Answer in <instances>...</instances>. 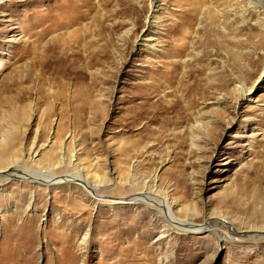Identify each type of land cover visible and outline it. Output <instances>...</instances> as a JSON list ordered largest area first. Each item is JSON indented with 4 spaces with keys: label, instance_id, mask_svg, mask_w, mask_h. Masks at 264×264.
Segmentation results:
<instances>
[{
    "label": "rangeland",
    "instance_id": "1",
    "mask_svg": "<svg viewBox=\"0 0 264 264\" xmlns=\"http://www.w3.org/2000/svg\"><path fill=\"white\" fill-rule=\"evenodd\" d=\"M0 264H264V0H0Z\"/></svg>",
    "mask_w": 264,
    "mask_h": 264
},
{
    "label": "bare ground",
    "instance_id": "2",
    "mask_svg": "<svg viewBox=\"0 0 264 264\" xmlns=\"http://www.w3.org/2000/svg\"><path fill=\"white\" fill-rule=\"evenodd\" d=\"M64 145V144H63ZM67 148V147H66ZM63 149H64V146H63ZM65 150V149H64ZM69 151V150H68ZM65 160V158L63 159ZM63 163H66L65 161H62L60 162V164H63ZM21 175V174H20ZM37 175H40V174H37ZM43 175V174H42ZM47 175V176H46ZM46 175L44 176L43 175V178L42 179H39L36 177H34L33 181H36V183H43L47 186H51L53 185V183H56L57 185V182H60V183H66V184H69V183H74L75 185H77L78 187H80L81 189H85V190H88L90 192H92V190L94 191L96 189V187L92 186L90 183L84 181L82 178H80L77 174L73 175V176H70V177H65V178H62V179H59V178H56V175L53 174V173H46ZM11 176H15L16 178L20 179V180H23V181H26L28 180L27 178L25 177H22V176H17V175H11ZM86 179V178H85ZM89 192V193H90ZM93 194V193H92ZM93 196L95 197H100L99 194L97 192H94ZM145 196V195H144ZM143 195H141V199L145 200L146 204L147 205H151L152 203L153 204H156L158 203L159 206H163V209L165 213V222H166V219L168 220L167 222L171 223V222H175L174 220H176V217H175V213L173 212V209H172V206L165 200H160L158 198L155 197V195L153 194H147L148 197H144ZM150 198V199H149ZM137 199V198H136ZM134 198V200H136ZM100 200V199H99ZM137 200H140V199H137ZM155 201H157L156 203H154ZM163 218V219H164ZM179 222V220H178ZM172 224V223H171ZM175 224V223H174ZM192 224V223H191ZM210 226H207V227H196V226H190L191 229H198V230H205V229H209ZM189 228V227H188ZM205 228V229H203Z\"/></svg>",
    "mask_w": 264,
    "mask_h": 264
}]
</instances>
